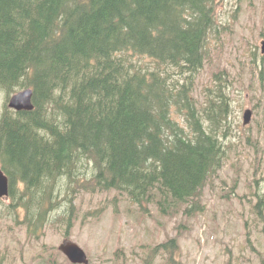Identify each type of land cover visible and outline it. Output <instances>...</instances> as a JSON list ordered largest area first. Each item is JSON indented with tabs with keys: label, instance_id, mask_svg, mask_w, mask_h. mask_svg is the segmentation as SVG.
I'll list each match as a JSON object with an SVG mask.
<instances>
[{
	"label": "trees",
	"instance_id": "obj_1",
	"mask_svg": "<svg viewBox=\"0 0 264 264\" xmlns=\"http://www.w3.org/2000/svg\"><path fill=\"white\" fill-rule=\"evenodd\" d=\"M215 1L0 0V92L35 94L33 111L5 105L0 116V161L16 180L11 208L16 200L25 209L30 231L46 222L42 209H54L63 179L72 193L116 190L141 206L198 208L223 161L192 89L207 62ZM218 108L203 112L219 125ZM84 162L94 173L80 184Z\"/></svg>",
	"mask_w": 264,
	"mask_h": 264
},
{
	"label": "rangeland",
	"instance_id": "obj_2",
	"mask_svg": "<svg viewBox=\"0 0 264 264\" xmlns=\"http://www.w3.org/2000/svg\"><path fill=\"white\" fill-rule=\"evenodd\" d=\"M214 19L207 62L192 86L197 112L224 150L222 169L202 192L205 210L185 216L186 206L171 210L169 203L165 214L155 203L139 206L116 191L75 195L63 179L54 209L43 210L47 220L36 231L24 222L25 209L0 199V264H71L59 251L66 240L79 244L91 264H264V0H216ZM134 59L155 68L149 58ZM5 101L0 92V113ZM216 104L219 125L203 112ZM246 110L252 119L244 126ZM91 174L84 162L80 180Z\"/></svg>",
	"mask_w": 264,
	"mask_h": 264
},
{
	"label": "water",
	"instance_id": "obj_3",
	"mask_svg": "<svg viewBox=\"0 0 264 264\" xmlns=\"http://www.w3.org/2000/svg\"><path fill=\"white\" fill-rule=\"evenodd\" d=\"M33 91L28 89L13 96L9 101V107L15 110H31V97ZM251 120V113L247 111L244 115V124H248ZM9 194L8 178L0 170V198L6 197ZM62 251L68 259L75 264H89L85 252L76 244L66 241L60 246Z\"/></svg>",
	"mask_w": 264,
	"mask_h": 264
},
{
	"label": "bare ground",
	"instance_id": "obj_4",
	"mask_svg": "<svg viewBox=\"0 0 264 264\" xmlns=\"http://www.w3.org/2000/svg\"><path fill=\"white\" fill-rule=\"evenodd\" d=\"M33 94H34V92H33ZM33 94H32V97H31V105H32L33 108L31 110H26V109L16 110V112H30V111H33L34 110L35 106H34V103H33V100H34L33 99ZM3 112H4V108H3L2 112H1V114ZM11 184H13V187L16 188V180L14 182H11ZM61 220H64L65 221V224L67 225V222L69 220V216L67 214H65Z\"/></svg>",
	"mask_w": 264,
	"mask_h": 264
}]
</instances>
